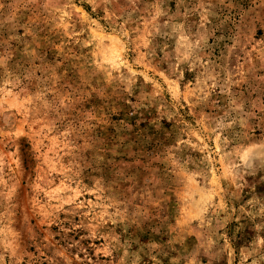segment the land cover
<instances>
[{
    "label": "rangeland",
    "instance_id": "rangeland-1",
    "mask_svg": "<svg viewBox=\"0 0 264 264\" xmlns=\"http://www.w3.org/2000/svg\"><path fill=\"white\" fill-rule=\"evenodd\" d=\"M0 264H264V0H0Z\"/></svg>",
    "mask_w": 264,
    "mask_h": 264
}]
</instances>
